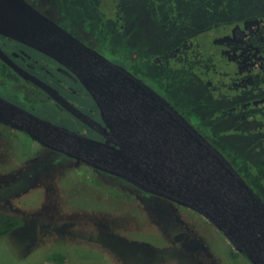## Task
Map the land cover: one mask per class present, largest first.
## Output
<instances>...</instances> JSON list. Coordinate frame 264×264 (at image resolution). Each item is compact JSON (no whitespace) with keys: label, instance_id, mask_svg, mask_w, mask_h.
Wrapping results in <instances>:
<instances>
[{"label":"rangeland","instance_id":"374dc122","mask_svg":"<svg viewBox=\"0 0 264 264\" xmlns=\"http://www.w3.org/2000/svg\"><path fill=\"white\" fill-rule=\"evenodd\" d=\"M89 1L95 6L99 3L102 11L118 3ZM216 2L209 5L214 7ZM131 3L137 8L133 14L146 10L150 21L157 18L162 25L158 31L164 34L167 24L209 25L212 16H207L208 10L214 9L205 0ZM203 3L208 9L200 8ZM247 3L238 0L239 5ZM205 35L202 42L210 48L208 33ZM128 49L126 43L125 52ZM208 53L205 48L199 54L203 75L210 72ZM143 62L137 61L141 67ZM154 68H145L155 80L151 81L154 86L162 87V94L191 116V123L219 134L220 145L215 141L213 145L264 200V137L256 130L257 120L248 117L240 121L238 114H222L226 109L221 102L224 88L218 85L216 91H210L216 85L211 73L209 86L202 74L182 69L160 73ZM13 131L0 128V211L22 218L23 225L16 233L0 238V264H251L197 212L177 204H168L166 212L162 201L147 202L146 193L142 195L136 187L129 184V188L117 178L46 151L28 135ZM172 213L174 225H165L163 221L171 219ZM189 230L193 234L188 239L184 231ZM192 240H201L211 255L202 248L191 249L195 245ZM59 255L63 260L55 258Z\"/></svg>","mask_w":264,"mask_h":264},{"label":"water","instance_id":"95a60500","mask_svg":"<svg viewBox=\"0 0 264 264\" xmlns=\"http://www.w3.org/2000/svg\"><path fill=\"white\" fill-rule=\"evenodd\" d=\"M0 34L71 68L102 124L71 111L105 141L55 125L0 97V125L43 148L189 208L251 264H264V200L227 157L165 98L82 44L24 0H0Z\"/></svg>","mask_w":264,"mask_h":264},{"label":"flooded vegetation","instance_id":"af4514ba","mask_svg":"<svg viewBox=\"0 0 264 264\" xmlns=\"http://www.w3.org/2000/svg\"><path fill=\"white\" fill-rule=\"evenodd\" d=\"M24 1L82 44L132 73L165 98L189 122L191 116L184 114L162 94L165 92L162 87L154 86L151 81L155 80L149 77L145 68L155 67L154 70L160 73L169 70L177 73L178 69H182L201 76L199 54L203 49H209L206 61L210 65V72L201 77L207 78L206 84L209 86H212V81L208 80L210 73L215 77L216 85L210 91H216L214 88L218 85L219 89L224 88L221 102L226 109L222 114H238L240 121L248 117L256 119V130L264 137V0H247V6L239 5L238 0H217L214 7L209 4L216 0H205L208 7L214 8L208 10L210 14L207 16H212L209 25H202L203 29L202 26L196 28L186 22L167 24L163 26L166 28L165 34L158 31L162 25L158 24L157 18L152 21L148 19V11L133 14L136 7H133L131 0H118L106 11L101 10L99 3L95 6L89 0ZM200 8L208 9L204 3ZM206 32L210 48L202 42V38L206 39ZM126 43L130 49L125 52ZM140 59L144 60L143 67L137 63ZM0 97L55 125L105 141L101 134L70 109L105 126L99 107L73 70L39 50L1 34ZM191 124L211 144L215 141L220 145L218 133L212 130L211 133L209 128L205 129L197 122L192 121ZM44 150L56 153L46 148ZM119 180L130 188L131 184ZM261 194L264 198V192ZM146 195L144 199L147 202H154L155 199L162 201L166 212L168 204L176 205L170 200ZM173 215H170L171 219L163 221L165 225H174ZM184 233L188 239L193 234L190 230ZM192 242L195 245L190 246L191 249L202 248L211 253L201 240ZM193 263L196 264L195 261Z\"/></svg>","mask_w":264,"mask_h":264},{"label":"trees","instance_id":"16d2710c","mask_svg":"<svg viewBox=\"0 0 264 264\" xmlns=\"http://www.w3.org/2000/svg\"><path fill=\"white\" fill-rule=\"evenodd\" d=\"M0 128H2L3 131H6V129L12 130V131L14 130L12 128L2 126V125H0ZM15 131H17V130H14L13 132H15ZM18 132H20V131H18ZM20 133H23V132H20ZM31 141L33 142V144H38L37 142H35L33 140H31ZM117 198H122V197L119 196ZM22 225H23V221L17 215L8 214V213H4V212L0 211V238H5V237L10 236L16 230L20 229L22 227ZM55 258H58V259L61 258L63 260V257L60 255H59V257H55Z\"/></svg>","mask_w":264,"mask_h":264}]
</instances>
